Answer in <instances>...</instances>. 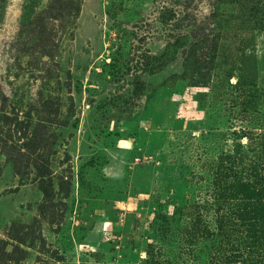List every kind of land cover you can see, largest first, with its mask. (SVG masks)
<instances>
[{
  "label": "rangeland",
  "instance_id": "374dc122",
  "mask_svg": "<svg viewBox=\"0 0 264 264\" xmlns=\"http://www.w3.org/2000/svg\"><path fill=\"white\" fill-rule=\"evenodd\" d=\"M0 9V90L12 94L0 131V264L217 263L218 215L239 225L242 208L217 202L212 179L220 161L253 157L264 33L236 19L235 0H0ZM214 44L217 67L185 73L186 49ZM243 49V71L230 76ZM49 96L56 116L39 103ZM28 111L31 128L56 135L51 197L14 149L29 139L18 127Z\"/></svg>",
  "mask_w": 264,
  "mask_h": 264
},
{
  "label": "trees",
  "instance_id": "16d2710c",
  "mask_svg": "<svg viewBox=\"0 0 264 264\" xmlns=\"http://www.w3.org/2000/svg\"><path fill=\"white\" fill-rule=\"evenodd\" d=\"M238 9L236 19L241 21L242 25L251 34L253 31L264 33V0H235ZM72 16L75 18L80 10L79 3L74 5ZM2 9H0L1 13ZM70 13V15H71ZM30 16V13H27ZM218 17L213 16V21L217 22ZM219 20V19H218ZM28 22L31 19L28 18ZM27 22V23H28ZM182 23V20L181 22ZM26 24V23H25ZM221 25V23H220ZM237 36V33H234ZM246 40H241V42ZM244 43V42H243ZM198 47V53L195 49L183 53V66L185 73L194 74L203 67V62L208 64L204 67V71H212L215 69L214 60L218 58L217 45H213L211 52ZM246 49H243L242 56L234 59L233 65H230L228 72L230 76L234 73L241 72L239 68H235L239 62L244 60ZM187 81L193 82L191 76L187 74L183 76ZM241 82H239L240 84ZM142 88V87H141ZM139 83H135V90L127 101L126 106L135 103L141 91ZM12 94L0 90V131L3 129L2 123H6L9 118L4 113L5 102L10 99ZM43 110H46L53 116L57 115V100L49 96L39 101ZM127 111V107H125ZM260 114H254L253 122L256 123L248 139V149L253 157H246L241 152L238 158L228 157V164L220 161L213 176L214 190L216 192L217 202L221 201L228 204L229 210L240 207L239 219L240 224L230 221L225 215H218V233L215 235L221 250L219 261L215 264H264V119L259 118ZM260 122L259 126L257 125ZM29 131L27 135L28 141L20 148H14L18 156L21 154L25 159L30 161V167L35 170V177L41 182L43 194L45 197L52 196V173L50 169L49 158L53 154V142L56 135L49 132L48 127L33 126L31 111L26 114V120L18 125L20 128ZM29 167V166H28ZM19 172L20 170L17 169ZM51 189V190H50ZM236 213V212H235ZM199 229L197 225L193 226L192 236L198 237ZM202 236V235H201ZM239 243V245H238Z\"/></svg>",
  "mask_w": 264,
  "mask_h": 264
}]
</instances>
